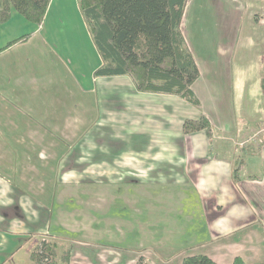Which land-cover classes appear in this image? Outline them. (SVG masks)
I'll return each instance as SVG.
<instances>
[{
    "label": "rangeland",
    "instance_id": "374dc122",
    "mask_svg": "<svg viewBox=\"0 0 264 264\" xmlns=\"http://www.w3.org/2000/svg\"><path fill=\"white\" fill-rule=\"evenodd\" d=\"M16 14L19 18L20 14ZM181 30L201 72L194 88L203 101L199 99L200 107L185 100L183 106H174L173 117H167L171 124L168 129H177L179 119L197 118L201 113L208 116L206 112L217 117L222 114L224 121L229 120L228 126H240L245 120L251 121L252 127L247 133L234 128L227 136L211 126L208 142L203 139L197 148L185 142V135L183 145L168 136L170 142L156 158H141L135 153L111 159L113 145L109 143L113 140L106 135L109 130L104 123L101 130L109 142L100 144L105 148L100 151L104 159L91 160L85 168L79 166L77 157L72 160L71 154V158L60 162L63 169L73 166V172L67 174L55 173L56 159L36 158L38 149L48 155L51 144L1 142L0 264H39L31 259V252L39 249L42 242L53 246L54 264H180L186 255L219 251L222 232L228 233V220L221 217L217 221L221 235L216 236L210 228L213 219L231 209L215 204L216 193L222 194L224 188L213 191L203 185L197 191L191 178L197 169L212 165L208 161L213 154H224L235 165L236 160L244 161L250 146L264 148V0H187ZM25 31L17 18L0 22V36L4 38ZM155 96L158 94H152ZM113 99L117 101L118 97L91 101L88 120L101 115L99 105L113 109ZM152 125L157 131L150 138L159 140V124ZM133 138L135 146L144 145L143 137ZM126 141L114 145L125 150ZM31 146L35 148L33 158L25 152L23 158H16L15 150L28 151ZM247 167L245 182L237 180L234 185V196L240 204L246 201L254 211L240 221L243 230L228 233V241L238 240L239 233L251 227L264 236V182L260 175L251 176L249 172L255 170ZM14 168L20 170L23 183L14 180ZM83 168L85 172L81 173ZM47 170L54 173L46 174ZM20 185L21 191L27 188L32 195L22 197V206ZM232 195L222 194L219 199L226 204ZM211 196L213 199L206 198ZM24 228L27 232L21 237ZM231 249L221 255L227 260L220 264L230 260ZM252 258L248 263L264 264V248L262 253H253Z\"/></svg>",
    "mask_w": 264,
    "mask_h": 264
},
{
    "label": "crops",
    "instance_id": "0c3cea01",
    "mask_svg": "<svg viewBox=\"0 0 264 264\" xmlns=\"http://www.w3.org/2000/svg\"><path fill=\"white\" fill-rule=\"evenodd\" d=\"M16 13L12 10L10 19H19L22 30L24 28L25 32H30V36L10 46H6L7 42L20 36L19 33L12 35L13 37L9 39L0 36V143H48L52 145L49 148L50 152H47L48 155L43 154L39 149L35 151L34 146H31L28 151L15 150L16 158H23L24 152L33 158L35 151L36 158L56 159L55 173L67 174L73 172V166L69 165L63 169L60 162L73 154L70 158L73 160L77 157L80 160L79 166L85 165L86 168L91 160L98 162L97 160L104 159L103 154L100 153L105 149L100 144L108 142L104 140L105 134L103 135L101 130V127L105 126L104 123H107L110 133L106 135H109L110 141L113 140L112 143L108 142L113 145L111 159L124 158L126 155L134 156L135 153L141 158H156L160 156V153H164L166 144L170 142L167 140L168 136L173 142L183 145V135H185V142H188L192 148H197V143H202L203 139L206 143L208 142L205 130L193 132L194 134H184L182 119H179L177 129H168L171 124L167 122V117H173L171 110L179 104L183 106L184 99L180 96L137 91L128 75H94V71L102 64V59L94 45L78 0H50L39 25L27 21L22 15L18 18ZM200 76L201 72L192 84V90L198 99L203 101L197 89L194 88ZM152 94H158V96L152 97ZM110 95L118 97V100L113 99L112 103L113 105L116 103V106L108 109L105 108L107 105L104 107L99 105L101 115L95 114L88 120L87 114L92 112L91 107L93 106L89 108L88 104L96 98L104 99ZM102 111H104L103 115ZM206 114L211 126L219 129L220 134L224 133L227 136L234 132L232 131L234 128L247 133V129L252 127V122L245 120L239 124L240 126H234L232 123L228 126L226 123L229 120L224 121L222 114L218 117L212 113L206 112ZM153 123L159 124V140H154V137L153 140L150 138L152 133L157 131L152 128ZM134 135L145 139L142 147L135 146ZM125 140L128 145L125 150H120L117 145H114L124 143ZM90 143L92 146L89 145ZM250 147V153L243 158L244 161L240 167V172L243 171V174H238V182H245L243 179L245 168L253 167L250 164L255 165L253 167L255 171L249 172L251 176L258 178L260 175L264 182V148L258 150L253 146ZM97 152L98 156L94 157ZM259 152H262V155ZM208 162L212 165L202 168L204 172L198 169L194 172L195 176L191 178L192 185L197 191L201 190L203 185H207V190L213 191L225 189V186H228L226 190L222 189V194H233L226 204L219 199L222 194H214L215 204L219 208L230 207L231 209L228 210L230 214L227 211L223 216L220 215L211 221V231L216 236L220 234L217 221L221 217L228 220L226 222L228 233L243 230L244 226H240V221L248 218L254 210L246 201L240 204L234 196L236 190L234 185L237 184L233 176L235 161L224 154L217 156L213 154ZM251 167H247V170ZM85 168L81 173L85 172ZM49 173L54 172L47 170L46 174ZM12 175L18 177L14 179L16 182L23 183L18 168H14ZM22 186L19 187L20 206L23 203V196H32L26 191L27 188L21 191ZM16 187H18L17 184ZM200 197L204 198L203 195ZM206 198L213 199L212 196ZM26 232L24 228V231L20 232L21 237L26 235ZM228 233L222 232L219 251L210 252L209 256L218 263L227 260L221 255L228 254V248H232L233 254L226 264H229L235 255H240L246 262H250L253 259V253L258 251L262 253L264 236L258 233L257 228L251 227V230L240 232L238 240L233 239V242L226 239L231 235Z\"/></svg>",
    "mask_w": 264,
    "mask_h": 264
},
{
    "label": "trees",
    "instance_id": "16d2710c",
    "mask_svg": "<svg viewBox=\"0 0 264 264\" xmlns=\"http://www.w3.org/2000/svg\"><path fill=\"white\" fill-rule=\"evenodd\" d=\"M187 0H78L102 64L95 76L128 75L137 91L180 96L200 107L192 84L200 72L181 30ZM50 0H0V22L10 19L12 10L33 24H41ZM30 36L22 34L7 42L10 46ZM204 129L210 138L208 117L185 118L182 132ZM243 160H236L233 176L238 179ZM68 257V255H67ZM54 248L42 242L31 252L39 264H54ZM180 264H220L205 253L186 255ZM229 264H250L235 255Z\"/></svg>",
    "mask_w": 264,
    "mask_h": 264
}]
</instances>
